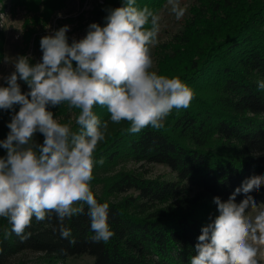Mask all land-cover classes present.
Here are the masks:
<instances>
[{"label": "trees", "instance_id": "1", "mask_svg": "<svg viewBox=\"0 0 264 264\" xmlns=\"http://www.w3.org/2000/svg\"><path fill=\"white\" fill-rule=\"evenodd\" d=\"M64 1L12 0V8L26 9L22 53L30 45L41 50V38L58 30L40 33ZM197 1L180 33L164 44L156 69L159 75L178 77L193 91L190 106L173 109L162 128L147 127L136 134L127 131V121L113 123L106 107L94 108L101 122L108 124L105 139L95 150L94 166H110L121 159L140 167L162 163L174 178L120 169L107 187L117 199L94 193L99 203L109 205L108 223L114 235L107 243L91 242L94 233L86 205L83 214L65 219L72 233L69 239L54 232L59 226L54 213L44 221L33 218L25 240L0 217V264H57L78 255L92 256L89 264H191L202 228L219 215L214 198L226 202L245 180L264 177V90L258 88V82L264 81V0ZM162 2L136 0V6L155 12ZM121 6L123 0H106L100 26L105 25L108 10ZM3 37L0 29V62ZM68 42L72 43L69 37ZM28 57L30 64L37 63L34 56ZM21 82V91L28 92ZM15 110L19 111L18 105ZM49 110L60 123L78 131L79 109L63 103ZM13 114L0 110V140L7 138ZM41 136L35 134L36 143H43ZM6 155L0 147V157ZM247 195L264 204V183ZM245 198L241 192L235 202ZM73 238L75 243H69ZM25 251L36 255L28 261L11 260Z\"/></svg>", "mask_w": 264, "mask_h": 264}, {"label": "clouds", "instance_id": "2", "mask_svg": "<svg viewBox=\"0 0 264 264\" xmlns=\"http://www.w3.org/2000/svg\"><path fill=\"white\" fill-rule=\"evenodd\" d=\"M169 2L177 18L182 17L184 9ZM105 21L103 27L90 24L86 36L71 44L67 25L42 37V62L30 64L29 57L19 56L15 71L0 77L7 84L0 86V110L14 113L7 138L0 140L7 152L0 157V217L22 240L30 235L26 229L33 218L44 221L53 213L59 222L54 232L69 239L72 233L64 221L83 214L85 205L94 233L91 242L107 243L114 235L109 205L97 201L90 184L94 153L108 128L95 114V106L106 107L113 123L127 121V131L136 134L147 127L162 128L173 109H187L194 98L178 77L151 70L150 49L159 21L152 10L138 8L136 0H123V6L108 10ZM18 80L27 84L28 92L21 91ZM258 88L264 90V81ZM63 103L80 110L78 131L60 123L49 110ZM36 133L43 135L42 144L35 142ZM262 183L264 177L253 176L226 202L214 198L219 215L202 228L191 264H258V251L264 247V204L247 194ZM241 192L246 198L237 204ZM249 209L255 216L246 214Z\"/></svg>", "mask_w": 264, "mask_h": 264}, {"label": "rangeland", "instance_id": "3", "mask_svg": "<svg viewBox=\"0 0 264 264\" xmlns=\"http://www.w3.org/2000/svg\"><path fill=\"white\" fill-rule=\"evenodd\" d=\"M105 1L106 0H65L64 6L56 9L52 13L50 20L44 27L45 30H40V33L43 34L47 31L51 34L55 28L59 30L61 27L67 25L69 26L67 34L71 42H73V40L78 41L86 36L90 24H99L101 18L100 14L105 5ZM173 2L184 9V14L179 19L176 14L172 12V3H170L169 0H163L159 8L154 12L159 17V21L156 40L150 49L153 60L152 71H156L158 67L161 53L163 49L166 48L164 44H168L173 40L175 34L180 33L185 21L191 16L192 6L197 4L198 1L173 0ZM11 4L12 0L0 1V29L4 36V55L0 62V77H7L15 71L14 62L19 56H34L37 62H42V51L33 50L31 45L25 49V54L22 53V21L25 17L26 9L21 5H16L12 8ZM5 57H8V62H5ZM3 82L4 79L0 78V86L4 84ZM18 83L23 85L20 80H18ZM54 117L56 119L58 118L56 116ZM40 139L44 140V137L41 136ZM139 164L140 163H135L130 159H121L110 166H94L93 179L90 182L93 193L108 199H117L119 196L109 192L107 187L112 176L120 169L141 172L145 177L174 178V172L165 164L151 163L141 167ZM132 191L133 190H129L128 192ZM246 214L255 216L256 212L249 209ZM35 255V253L25 251L12 257L11 260L26 259L28 261L32 260ZM256 259L258 264H264V247L259 249ZM91 261L92 256L78 255L71 256L70 258L67 257L65 260L57 262V264H89Z\"/></svg>", "mask_w": 264, "mask_h": 264}]
</instances>
